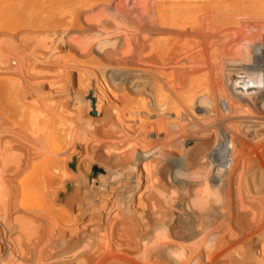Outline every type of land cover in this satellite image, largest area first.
Here are the masks:
<instances>
[{
    "label": "bare ground",
    "instance_id": "1",
    "mask_svg": "<svg viewBox=\"0 0 264 264\" xmlns=\"http://www.w3.org/2000/svg\"><path fill=\"white\" fill-rule=\"evenodd\" d=\"M89 1L90 0H88V2ZM101 1L100 2L96 1L99 3H96V2L93 3L92 0L89 3L82 2V1L81 2L76 1L77 3L76 2L70 3V2L64 1L62 4L58 3L57 5L52 2L46 3V0H45V3H37V4H38V7L40 6L39 8L42 11L43 9L46 8V11H45L46 15L44 14L45 16H43L42 14L41 15L37 14L38 15L37 16L36 13L39 10L37 9V6L35 7L37 9L36 13L31 12V9L27 10V8H29L30 6L31 7L35 6L33 5L34 3L32 5L27 6L25 1L21 0L19 1V2H22L20 4L26 5V7L23 5L24 11L27 10L29 13H33V14L29 15V13L26 12L27 14L25 15V19L23 16L24 25L22 23H19L20 25L22 24L23 26H19L18 24L16 27V30L18 29V27H21V28L17 32H14L15 31L14 28L12 29L14 30L13 32L12 31L11 32L2 31V28H0L1 29L0 30V47L2 48L0 49V53H1L0 54V66L4 68H5V64L3 66V63L12 64V62L14 61L15 63L18 64V65L16 64V66H19L20 70L22 71L26 67L27 62H28V65L30 64L32 68L33 62L30 63V60L31 59L35 60V58H32L30 56L29 58H27V56L29 54H32L33 51H34L33 54L36 57V59L42 60V59H39V57L44 58V56H42L43 53L41 52H44V51L49 52L50 50L49 48L53 47L54 45L49 47L46 40L38 38L37 37L38 31L36 29L38 28L39 29H43V28L50 29L51 26L53 27V23L59 22L56 19L58 18L60 20L61 19L63 20L59 22L60 23L59 26L65 29L62 32L61 30L58 31L59 33H57V31H54L53 29L52 30L54 31V34L57 35L58 38L60 39L59 41L63 42L64 44L63 46H66L67 44H69L67 47L71 51V53L74 52L75 55L80 53L78 57H80L81 59L89 58L88 61H90L91 57L97 58L96 60H99L98 64L99 62H101L100 63L101 66L106 67V69H104V72L106 70H109L111 67L112 68L119 67L122 65H125L128 68H131L130 71L132 72L131 74H128L130 76L124 75L123 77H120V79L122 80L121 81L122 83L119 82L118 80L116 81L115 79L116 84L114 85V82H113L111 84L112 86H109L106 83H101L102 81H99L100 84H97L95 86L96 88L91 86V84L90 85L87 84L89 83L88 80L90 79H87L86 77L87 83H85L86 82L85 77H84L85 80H82L83 78L81 79V77L83 75L78 76L80 77L79 80H82L85 83V84L83 83L84 86L82 85L81 87L82 89L79 88L80 86H78V89H80L81 93L84 94V97H85V94H87L88 92L90 93L87 99V105L88 106L91 105L90 109L93 108V111L96 114L94 115L97 116L95 120H93L92 117L90 116L91 119L93 120L92 121L90 118L85 119L86 112H84L85 110L84 111L80 110L81 106H78L79 108L74 106V108L76 109L78 108V110H80V111H77L78 114L76 113L77 114L76 116H75V113L74 114L72 113L73 115L70 114V111L67 108L69 107L68 106L69 104L67 101L69 99L66 100L67 102L65 101V99L58 101V103L60 102V105H58L57 103L58 106H50L51 104H49V102L52 100L51 98H50L51 100L47 99L48 101L47 100L43 101L44 98H47L46 94L49 91H50V94L52 93V91H54L55 92L53 93L54 95L60 92L62 93V88H59L58 90V88L55 87L56 86L55 82L54 84L51 81V85H49L50 78L48 80L45 79V82L47 81L49 82L47 83L50 86V89L52 91L48 88V91H45L46 93L44 92L45 94L41 95L44 98L37 97L36 100L32 98L34 101L29 100L30 106H28V108L24 110V108L27 107V104L23 103L24 101H21L20 99L23 96H27V93L29 92L32 93V90H34V88L36 89V87L39 86V84L37 85V83H38V80L42 81V79H44L42 78L45 73L44 70H41L38 68L39 70L37 69L38 71L33 73L31 71L30 65H29L30 69H27L28 67L25 68L29 70L31 74L33 73L32 76H35V75L37 76L38 74V76L41 75L39 78H42V79L38 78L37 83L35 84L34 81L36 80V77L30 76L31 78H33V82L36 86L35 87L31 85L32 89L30 88L31 89L30 90L29 89L30 86L27 82L25 83V85L18 84L19 82H21V80L19 81L20 77L18 79L16 78L19 75L21 74L23 75L24 73H28V72H24L25 71L24 70L23 72L21 71V74L20 72L19 74L16 73L18 74V76L16 74H12V79H11V75L9 76L8 73L10 72L11 74V71H14V70H9L10 66L12 67V65L10 64L9 66L7 64L8 66L6 65V68L5 69L2 68V70L0 68L1 70L0 74L2 76L3 74H8L6 76L9 77V79L5 75H4L5 78L2 77L3 79H5V82L3 81L4 84L7 82L6 80H10V79L12 82H14V85L17 84V86L10 85L9 82L11 83V81H8L7 83L9 85L8 86L5 85L7 87L6 90L9 93L7 94L10 97L12 96L10 95L12 94L11 87L14 86L12 87L13 89L12 92L15 91V93L13 94L17 97L16 99L20 100L18 101L15 99L16 102H19L18 104V103H15L14 101V98H15L14 95H13V98H11L14 101L12 106L14 105L17 106V108H14L15 106L13 107L14 110L12 106L8 107L5 105V103L0 102V264H162V261L165 260V258L161 261V257L162 255L166 256L165 253H168V255L175 256L177 259L180 260L182 257L186 255L185 250L178 248V245L180 242L178 243L176 240L171 241L172 236L169 235V231H168L167 235L171 239L170 238L168 239L167 237V240H170L172 245L174 242H177L178 243V244L176 243L177 246L173 245L174 247L167 248L165 244L167 240L165 239L166 240L165 243L164 241L161 242V244L164 243L165 246L160 245L157 247L155 246V248L153 249L151 248V250L150 248L146 249V251L144 252H147V253L143 255L142 262H139L138 257H140L141 255V247L144 246V244L146 243H142L141 242L142 240L136 239L137 237L135 238V236L138 233L139 229L140 230L145 229V228H141L143 227L141 225L142 224L144 225V222H145V227H146L147 225L146 222L148 219L150 220V221L148 220V222H151L152 224L151 214L153 211H155L154 210L155 205L156 206L159 205L158 203L160 202L158 201L163 200L162 203L167 202L164 200H165V196L170 194L168 191L170 190L172 191V193L170 194L171 196L172 194L177 195L176 193L177 190H182L179 192L185 193L186 196L184 195V197L186 198L183 199L184 197L182 193L183 198L182 197L181 198L183 199L182 201L183 204H180L181 211H178L177 213L173 212L176 215L175 217L170 216L171 217L170 219L173 218V219H176V221L181 222L179 223L182 225L180 226V228H182L184 231L180 230V232L183 231V234H182L183 240H186L184 241L183 244H185V242L187 241L194 242L197 239L199 241V238L201 236L203 237L205 228L202 223V217H203L202 212L201 211L198 212L197 210L194 211L193 208H192L193 210L189 209V207L192 206V203L194 201H196L195 203H198L197 201H199V196L195 191L197 189L196 187H198L197 186L198 183L194 184L193 181H190L189 178H190L191 173L184 172L185 170L189 172L195 171V174L197 175H198L197 172L199 170L207 171L206 174L209 178H211V180H208V178L206 177L205 180L203 179L205 184L201 180L202 181L201 184L202 185L204 184L207 189L210 188L212 184L214 188H216L215 185L217 186L219 185L218 188L219 189L221 188L220 190H222L220 192L221 195L219 194L218 197L214 200V202L211 201L213 202L212 204H210V200L208 201L209 202L208 204H210V206L213 205V211L215 213L217 212L215 210H217L218 208L220 211V213L219 211L218 213L221 214L222 212V214H224V210L226 209L224 206V202H225L224 199H227L225 198L227 196L229 198L228 201H229L230 216L228 217H230L231 225L228 224L229 221L228 223H225V224H228L230 226V229H229L230 231L226 233L227 235L226 234L222 235L223 233L221 234L222 236L220 235V242H219L220 247L217 249L218 251L217 253L221 254V255L219 254L220 256L227 257V258L222 260V263L220 264H251L250 260H252L253 258L254 259L252 262L254 263L255 261H257L256 263H258V260H261L264 263V260H263L264 258V196L262 198V197H258L257 195H255L258 192L259 188L264 190V156L260 155V153L258 152H255L256 149H253V147H252L253 150L251 149L250 154H248L249 150L247 152V148H249V144L251 142L248 141L250 143H247V141L244 140L245 138H243L241 133L238 131L235 134L236 136L232 138L231 147L226 148L227 156L225 159L227 161L222 160L225 164L218 163L217 165V161L214 162L216 163V167L219 166L217 167L219 168V170H217V168L214 169L216 170L215 172L212 170L211 162H210L211 157L208 158V160L205 161L202 164V166H199L201 156H203V153L206 152V150L208 149L209 143L213 141L212 139L214 137L210 134V131H208V133L205 132V134H204V131L197 132V130L199 129L198 127H197L198 129L196 130L197 133L196 134L194 133L192 135L191 133H193L194 128L193 130H190L189 129L190 125L188 126L190 135H188L189 133L186 134L184 130L185 128L183 129V125H184L182 123L183 118H180L181 113L183 114L185 110L187 111V109H189L190 106L192 107L191 109L194 108L193 107L194 105L192 103L195 102L196 97L202 96L203 93L204 95H207L206 98L209 99V100L207 99V101H210L209 104L211 103L209 109L212 107L210 109V113L211 114L213 113L214 116L220 115V113H218L220 109L219 101L222 100V102L225 101L228 104L229 106L228 108L231 111V113L234 112L235 114L238 111V109H240L247 113H249L250 111L251 113L255 114L257 117H264V110L259 111L258 109L254 110L252 108V106L257 105L255 103L258 98L264 99V94H261V95L257 94V95H254V97L252 96L253 98H249V97H246V95L243 94L242 91L237 92L238 90L236 91L234 90L235 92H237V94L235 93V95H229L230 92L227 91L228 92L227 94V92L223 89L224 88L223 84H221L220 81L218 82V78L222 74L221 65L224 63V59L221 58V54L225 52L224 48L227 46H230L229 45L231 43L230 41H234L233 38L235 36H238L239 34L242 35L246 33L244 37L247 34H249L248 32L250 31L253 34L252 26H255L254 25L255 22L252 23L251 21L253 19L251 17V13L252 14L257 13V15L256 14L255 15L258 16V14L260 15L261 12H264V6H263L264 3L263 2L261 3V1L263 0H158L157 3L155 4L152 3L154 6H148L147 4H146L147 6L142 5L144 7L140 5H136V6L135 5L133 6L118 5L116 3L117 1L114 2L116 4H112L113 3L112 1H115V0H112V1L110 0L112 3L110 4L108 3L109 4L108 5L106 2H101ZM104 1H107V0H104ZM120 2L118 3L120 4ZM122 3L124 4V2ZM247 3H250L251 5L247 6L248 5ZM22 5L18 6L17 4L18 6L17 8H20ZM15 6L12 5V7H15ZM35 8L32 7V11ZM77 8H79V10L76 13ZM80 8L84 9L82 13L81 12L79 13V11L82 10ZM20 9H22V7ZM42 11L41 12L39 11V12L42 13ZM21 12H20V15H22ZM83 14H86L85 15L86 20L89 19L91 21L87 20L89 22H86L85 24H83V22H85L83 21L82 24L84 26H82V24L79 25L78 24L79 21H77V24H76L75 17H77V20H79L78 19V15H79L80 20L82 21L83 19H81V16L84 17ZM261 14L264 15L263 13ZM27 15L32 16V18L28 17L26 20ZM261 16H259L258 18L260 19ZM29 18L31 19V22ZM258 18L254 17L253 21H256L255 19H258ZM8 19L9 18L7 17V22H8ZM18 19H20L19 16H18ZM54 19L56 20V22H54ZM259 21L262 22L261 20ZM15 23L16 22H14V25H16ZM2 25L3 24H1V26ZM78 25L80 27H85L83 28L84 30L77 31L75 27H77ZM256 26H259V25H256ZM2 27L4 28V26ZM255 30L256 29H254V32ZM41 31L43 32V30ZM42 32H40L39 35H41ZM82 32H83L82 41L78 42V39H77L78 37H72L75 34L81 35ZM260 34L262 33L260 32ZM246 37H248V35ZM84 39L86 41H83ZM256 42H257L256 44H258V41ZM56 43H52V44H55L56 46L57 45ZM242 43H245V41L244 42L242 41ZM243 45L247 46L245 44ZM259 45L263 46L264 44L259 43ZM259 45H255V46L259 47ZM32 46H34L35 48L34 47L32 48ZM24 48H26V50ZM30 48L36 49V50L32 51L31 49V52H29ZM77 49L79 50V52L75 53L78 51ZM230 49L232 48L230 47ZM59 50L58 49L56 50L57 54L58 52L60 53ZM26 51L29 52L28 55L26 54L27 53ZM235 51L237 52V50ZM246 51H248V53L250 52V50H246ZM234 52H230V54L228 53L229 55H226V56H230ZM51 53L53 52L48 53L49 57H50L49 54ZM71 53L70 55L73 54ZM35 54H38V55H35ZM55 54L56 53H54L53 55L56 56L57 54L56 55ZM236 54H234V56H236L235 60H237L238 58V55ZM240 54H239V57H240ZM54 56H52V58H54ZM249 56L250 54L248 55V57ZM49 57L47 59H49ZM56 57H59V56H56ZM222 57L224 58V56ZM219 58L222 59V60L220 59V63L218 62ZM251 58L253 59L254 57H251ZM47 59H43V60L45 61ZM254 59L256 60V58ZM37 60H35V62ZM239 60L240 59H238L237 60L238 62L236 63H240ZM44 61L43 62L38 61V62H41V64H46L48 63L47 61L49 60H47L45 63ZM50 61H51V58H50ZM93 61L95 60L93 59ZM35 62H34V66L37 63ZM15 63L13 64L15 65ZM54 63H56V60H54ZM54 63H51V64L54 65ZM57 64H60V63L58 62ZM67 64H70V63H67ZM53 65L51 66L53 67ZM64 65L65 64H63V66ZM240 65L241 64H239V66ZM16 66H13V67H16ZM58 66L59 68L61 67V65H58ZM79 66L81 67V65ZM259 66L260 65H255L254 63L253 64L251 63V65L246 66L244 69L249 68L255 71L256 69L260 68ZM88 67H86L85 70L89 69ZM98 67H96V69L94 70H97ZM17 68L18 67L14 69L17 72L20 71L19 69L17 70ZM34 68L35 67H33V70H35ZM47 68L45 70L46 71L45 74H48V77H50L49 76L50 74L47 73V71L49 70ZM64 68L63 69L60 68L58 71L61 70L60 72L63 73L65 71ZM65 69H68V68L66 67ZM82 69H84V67ZM6 70H9V72ZM40 70L43 71L44 73L43 72L40 73L39 72ZM4 71L8 73H4ZM58 71H56L55 74H58L59 73ZM88 72L89 71H87V73ZM62 73L60 74L61 75L65 74L66 76L70 74V72L66 73V71L63 74ZM95 73L97 72L95 71ZM60 74H58L57 76H59ZM95 75L93 74V76ZM66 76H64V78ZM114 76L115 74L113 75V77ZM223 76L224 75H222L221 77ZM30 77L24 76L25 79L23 77H21V79L23 78L24 81H26L27 78L31 79ZM68 77L69 76L66 77L67 79L65 78L66 81L67 80L69 81ZM15 79H17L19 82L17 81L18 82L17 83ZM51 79L53 78L51 77ZM65 79H64V82H65ZM43 81L40 83L42 84L44 83L43 85H45V82ZM56 81H58V79H56ZM1 82L2 81H0V83ZM117 82L121 83V85L119 84L117 85ZM96 83L98 82L96 81ZM236 83L238 84V82ZM241 84H239L240 85L239 87H241ZM85 86H86V89H84ZM8 88H10V91ZM83 89L84 91L86 90L87 92H83ZM240 89L243 90V88H240ZM66 90L67 89H65V91ZM80 91L78 92L79 95H80ZM231 91H233V89ZM122 92L123 93L125 92L126 94L131 93L130 95L132 96L133 94L134 97H135L134 94H136V96L139 95L140 97H146V98L149 96L150 97L153 96L154 98L153 97L152 98L155 99L156 101V105H157L156 107L159 109V110L157 109L158 110L157 113H159L160 111L163 117L159 116L161 118L158 117L157 122H156V119L154 118L156 123H154L153 125H151L152 121H150L149 124L147 121H146L147 123L142 122L144 119L150 120V118H146V117L149 116L148 113L150 114V112H152L153 105L141 100L142 102H139L140 106L139 105L138 106L140 107V109L145 110L148 116H145L143 120L141 119L142 121L141 120L138 121L139 123L138 126H140L138 127V129L142 131L138 133L136 119H138L137 114L140 113V111L137 112V114H135V112L132 111L131 108H133L132 106H134L133 103L135 101L133 99L134 102L131 101L130 103V99H132L133 97L131 98L129 97L130 95H124V94L120 95ZM1 94H3V92ZM251 95H253V92ZM82 96H79V97H82ZM83 99L84 98L82 97V100ZM202 99L204 100V98ZM61 101H63L62 103H64L65 101L64 104H68V105L62 104ZM196 101H200V100L198 99ZM31 102L33 103L31 104ZM202 102H200V104H202ZM206 102L204 100V103ZM20 103L24 104V106L20 105ZM78 105L80 104L78 103ZM203 105L206 107L205 104ZM198 106H201V105H198ZM191 109H190L191 113L190 112L188 113H190V115L193 114L196 119L195 115L197 113L195 114L193 110ZM87 110L88 109H86V111ZM206 110L207 108L205 109V111ZM227 111L228 110H226L225 112L229 113ZM125 112H127L128 115ZM13 113L15 114V116ZM123 113L127 115V118L129 116V119H131V116L137 117L135 119L136 121H130L129 119L126 120V116ZM10 114L13 115L14 117L12 116L10 117ZM140 115H139V118H142L140 117ZM72 116H75V117L71 118ZM16 117H18L17 118L18 120L20 119L19 120L20 122L18 123L16 122L17 120ZM200 117L202 118L201 115ZM11 118L12 119L15 118V119L12 121ZM187 118L189 121V117ZM56 119L58 122H56ZM59 119L65 123L63 124ZM202 121H204L203 118H202ZM59 122H61L60 123L61 125L59 124ZM55 123H58L59 125ZM77 123L78 124L81 123V125L83 124L82 127L93 129L91 132V135L89 134L90 130L88 131V133H85L86 138L88 136L87 134H89L90 135L89 137L92 138V139L90 138V140H93L95 138L100 139L99 143L98 142L97 143L99 144V146L101 145L103 149H107L108 151L107 153L105 152L106 156L104 152H103L104 155L100 154L103 156L102 157L103 159L99 157V154L97 156L98 157L97 159L101 158L102 160L106 161L105 163H107V167L109 163V167H108L109 169L107 170H110L109 173L110 174L112 173V175H110L109 180L108 179L107 180L113 183L114 188H109L108 193L109 194L113 193L114 196H112L111 198L109 197L110 199L107 202L105 200L107 198H105L104 196L108 197L109 194L107 195L103 193L104 191L101 192L103 193V197L105 199L100 201V203L101 202L103 203L99 209L93 208V207L89 208V205H87L88 201H86L87 203H85L84 194L86 192L81 189V186H84L83 185L84 182H82L83 184L80 182L83 180L82 178L83 176L78 177V175H76L71 170L72 168L70 166V161H71L70 159L73 156V152L69 151L70 152V154L68 152L69 157L67 156L66 149L70 147L69 145L71 143H69L70 142L69 140L71 139V137L73 138L74 136V135L72 136V131H74L73 126ZM203 123L205 124V122ZM55 125L56 127L58 125V128L54 127ZM60 126L62 127L64 126V128L61 127L60 130H58ZM74 127H76V125ZM78 127H80V125ZM170 127L176 128V132L178 134L174 135L173 133H170L171 130H169L170 132L168 131ZM81 128L80 129L78 128L77 134L81 133L80 132ZM152 131L154 132L151 133ZM135 132L136 134L138 133L137 135L141 134L142 138L141 139L136 138ZM83 133H84V130H83ZM161 133H165L164 135L165 137H163L164 139H161L160 137ZM174 133H175V130H174ZM245 134L244 136H247ZM80 135H82V139H84L83 141L85 142V138H84L85 136H83L84 134H80ZM253 136L257 140H259L262 134H260V132L255 131ZM78 138L80 139L81 136L80 137L78 136ZM78 138H76V140ZM151 138L152 140H150ZM247 138H249V136H247ZM79 139L77 141H81V139L80 140ZM83 141H81L82 146H83ZM71 142H72V139H71ZM189 142H192L194 147L186 151L185 146L188 145ZM72 146L74 145L72 144L71 147ZM78 146H81V145H78ZM95 146L96 144H94V147L92 146L91 148L93 151L96 149L98 150L99 148V147L97 148V146L95 148ZM171 147L173 149L175 148L176 151L172 150ZM75 148L76 147L74 148L72 147V151H74V153L76 152ZM88 149H89V145H88ZM112 149L114 152L112 151ZM92 150L90 152L86 150V152L88 151L87 154L92 153ZM61 152L62 153L66 152V156L68 158L66 157L67 159L63 158L65 160H61L60 157L63 155L58 157V155H60ZM96 152L98 153V151ZM99 152L102 153V149L99 150ZM183 152H185L184 155H183ZM97 153H95V155ZM160 161L164 162L165 165L163 163V168L161 170H158L156 165ZM229 162L231 163V169H232L231 172L229 171L230 172L229 178L227 179L225 177L227 180L226 179L221 180V178L217 179L216 177L219 176L222 169L224 170L226 169L227 164ZM102 163L104 162L102 161ZM105 163L104 165H106ZM160 163L158 167L161 166ZM126 170L128 171V174H126ZM249 170L250 172L251 171L253 172L252 173L253 176L251 175L250 177H248ZM81 171H84V170H81ZM124 171L126 175L123 173ZM156 172L159 173L160 176L162 175L163 178L164 177L167 178L166 182L163 181L165 183L160 181L161 183H163V186L166 188L167 193L165 195V192H164L165 189H164L163 191L164 193H159V195L161 194V197L164 196V198L163 199L161 198L162 200L153 201L154 203L158 202V203H155V205H153L154 203L151 202L152 204L151 205L150 203L148 204L147 200L148 198L149 199L151 198L150 201H152L151 195L154 196L153 191H155L156 193L157 190H161V191L163 190L161 189V187H158V188L155 187V186H158V184L161 185L157 181L156 182L158 184L156 185L154 181L155 180L154 178H156L154 174ZM121 173H123L125 176L127 175L129 176L127 177V179L130 178L129 184L127 182L126 184L125 183L119 184L120 182L119 178L122 176ZM201 173L203 172L200 171V174ZM80 175H83V174H80ZM214 175L215 176L217 175V176L214 177ZM114 176L115 178L113 179ZM194 177L195 179H197L196 175ZM80 178H82V180H80ZM111 179L113 180L111 181ZM215 180L216 182L214 184L213 182ZM153 181L155 183V186L154 185L152 186V184H154ZM218 181H221V182H218ZM105 182H106L105 184L110 183V182L107 183V181ZM70 185L71 186L75 185L76 187L74 191L71 190L73 192L71 196H69V192H70L69 186ZM105 187L102 186L101 189ZM98 190H100V188H98ZM150 190H152V192ZM173 190L175 191V194L173 193ZM80 192H82V194H79ZM150 192L152 194L148 197ZM200 192H199V195H200ZM87 195L88 194L86 193L85 196L87 197ZM178 195H180V193H178ZM201 195L203 196V194ZM177 196L175 197V199H177ZM62 197H66L67 199H63ZM168 197L166 198V200L168 199L172 200V197L171 198L170 197L168 198ZM181 198L179 199L181 200ZM85 199L89 200L88 198H85ZM101 199H102V195L100 197V200ZM124 200L125 202L127 200H130L133 203L135 201V205H133V207H130L131 205L129 204L130 206L128 205L129 206L128 208V206L126 205L127 209H129L125 211L126 213L124 212V210H126V208L123 205ZM94 201L93 199L89 201L90 205L92 203L95 205L96 202ZM170 203H173V202L170 201ZM168 204L167 205L161 204L162 206H165V207L161 206L160 209L164 210L167 208L170 210L171 209L174 210L175 207L172 208L171 206H174L175 203H173V205L169 204L170 206ZM184 204L186 205L185 206L186 209L183 206ZM203 204L205 203L203 202ZM149 205L153 206L154 209L150 207ZM120 206L121 207L123 206L125 209L121 210ZM182 206L184 207L186 212L185 211L183 212L184 209H182ZM160 209L158 210L161 212ZM103 210H105V213L103 212ZM175 210L177 211V208ZM159 211H157L156 213L158 214ZM213 211L211 210V212ZM123 212L126 215L130 214V216H125ZM161 213H163V215L164 213H166L167 215L168 212L162 211ZM163 215L160 214L159 217ZM166 215L164 216V219L165 217H168ZM170 215L172 214L170 213ZM210 215H209V218L211 217ZM224 215H221L220 217L222 218V216ZM214 216L216 215L214 214ZM154 217L156 216H153V218ZM159 217H156L158 220H156L155 218L156 224L155 222L154 224L156 226H157V221L159 222V220L161 219V218L159 219ZM227 218L224 216L223 220L227 222V220H225ZM220 220L221 222H223L222 219ZM220 220H218V222ZM164 221H167V220L165 219ZM164 221L162 223L160 221L158 225H160L161 223L160 226L162 227L163 223L166 224V222ZM171 221L169 220L167 221V223L168 222L170 223ZM140 222L141 223L143 222V223L141 225H138V223ZM223 225H224V222H223ZM152 226H150V224L148 223L146 229H150V227ZM176 226L178 227L179 225H176ZM176 226H172L173 227L172 231H174V233L176 230ZM146 229L145 231H148ZM160 229L161 228H159V230ZM214 230L216 231V226ZM210 231L212 232L213 229H211ZM218 231H221V230H218ZM223 231L225 232V230ZM157 233H160V231H158ZM170 233L173 234L171 231ZM142 238H145V236ZM173 238H176V237H173ZM204 239H205V236H204ZM201 242L203 243L204 241H202L201 239ZM171 243H170V246H171ZM202 243L201 245H203ZM187 244H189V242ZM227 244H229L230 246H228ZM201 245L198 247H201ZM226 245L228 247H226ZM205 246L204 248L207 247ZM210 246L211 245H209V247ZM223 246L226 247L225 250L224 248H222ZM204 252L206 253L207 251L204 250ZM209 254L210 252H208V255ZM208 255L206 253L205 256L207 257ZM212 255H215V254H212ZM219 255H216V257ZM200 257L201 256H199V258ZM207 258L209 259V257ZM211 258L213 257H210V259ZM179 260L177 261L178 264L181 263V260L180 261ZM197 260L195 259V262L198 263ZM200 263H203V262H200Z\"/></svg>",
    "mask_w": 264,
    "mask_h": 264
},
{
    "label": "rangeland",
    "instance_id": "2",
    "mask_svg": "<svg viewBox=\"0 0 264 264\" xmlns=\"http://www.w3.org/2000/svg\"><path fill=\"white\" fill-rule=\"evenodd\" d=\"M19 1H21V0H0V28H2V31H8V32H13L14 30H12L13 28L15 29V31L14 32H17L18 30H20V28L21 27H18V29L16 30V27H17V25L19 24V23H24L23 21H24V19H25V15L27 14V13H29L27 10H30L31 9V12H34V13H36V10L37 9H39L38 11H37V13H36V15L37 14H42L43 16H45L46 15V13H45V11H46V8L45 9H43V11L38 7V4L37 3H45V0H40V2H39V0H24L25 1V3H26V5L27 6H29V5H32L33 3V5H35V6H32L33 8H35L36 6H37V9L35 8V9H33V11H32V7L30 8H27V10L26 11H24V7H23V5L26 7V5L25 4H20V3H22V2H19ZM23 1V0H22ZM38 1V2H37ZM42 1V2H41ZM64 1H66V2H72V3H74V2H88V0H46V3H50V2H52V3H54V4H57L58 5V3H60V4H62ZM91 1V0H90ZM89 1V2H90ZM96 1H101V0H92V2L93 3H95ZM110 1V0H109ZM108 0L107 1H101V2H106L107 4L109 3H112V4H118V5H125V6H133V5H140V6H142V5H145V6H154L153 4H155V3H157V1L158 0H115V1H110L109 2ZM117 1V2H116ZM121 1V2H120ZM132 1H134V2H132ZM146 1V2H145ZM14 2H15V4H14ZM19 2V3H18ZM76 2V3H77ZM88 2V3H89ZM91 2V3H92ZM99 2H96V3H99ZM114 2H116V3H114ZM118 2H120V4L118 3ZM122 2H124V4L122 3ZM126 2H128V3H126ZM264 3V0L263 1H261V3ZM13 3V4H12ZM18 4V6L19 5H22L21 7H22V9H20V8H17L18 6H17V4ZM131 3V4H130ZM140 3H142V4H140ZM144 3V4H143ZM153 3V4H152ZM108 4V5H109ZM127 4V5H126ZM147 4V5H146ZM149 4H151V5H149ZM248 4V5H247ZM246 5L247 6H250L251 4L250 3H247ZM12 5H16L15 7H12ZM263 6H264V4H263ZM142 7H144V6H142ZM17 9V10H15V9ZM12 9V10H11ZM15 10V12H14V10ZM80 9H82V8H80ZM23 11V12H21V11ZM78 10H79V8H77V10H76V13L78 12ZM84 9H82L81 11H79V13L81 12L82 13V11H83ZM13 11V12H12ZM42 11V13H40V12ZM17 12H19V13H17ZM20 12H21V14L22 15H20ZM27 12V13H26ZM12 13V14H11ZM261 13H263L264 14V12H261ZM260 13V15L258 14V16H256L257 15V13H251V17L254 19V17L255 18H258L259 16H261L262 14ZM33 13H29V15H32ZM45 14V15H44ZM256 14V15H255ZM9 15V16H8ZM11 15V16H10ZM77 15V14H76ZM84 15V17H82L81 16V19H83L82 21L80 20V16L78 15V19L79 20H77V17H75L76 18V24H77V21H79L78 22V24L80 25V24H82V22L83 21H85V22H83V24H85L86 22H89V21H91V20H89V19H87V20H89V21H87L86 20V18H85V15L86 14H83ZM252 15H254V16H252ZM6 16V17H5ZM14 16V17H13ZM18 16H19V18L21 19V21H20V19H18ZM22 16V17H21ZM23 16H24V19H23ZM38 16V15H37ZM263 16L264 15H262L261 17H260V19L259 20H261L262 22H260L258 19H255L256 21H257V23H259V24H257L256 23V21H253V19L251 20L252 21V23H254V25L256 26V25H259V26H252V28H253V34H252V32L250 33V32H248L249 34H247L248 35V37H244V35L246 34H242V35H238V36H235L233 39H234V41H235V43H234V41H230L231 43L229 44L230 46H227V47H225L224 48V53H225V55H224V53H222L221 54V58L222 59H224V63L221 65L222 66V70H221V76L222 75H224L223 77H221V76H219V78H218V82L220 81L221 82V84H223V89L227 92H230L229 93V95H235V93L237 94V92H240V91H242L243 92V94H245L246 95V97H249V98H253L254 97V95H257V94H259V95H261V94H264V45L262 46V45H259V43H261V44H264V43H262V42H264V18H263ZM4 17V18H3ZM7 17L9 18L8 19V22H7ZM17 17V18H16ZM28 17H31L32 18V16H26V20H27V18ZM10 18H11V20H10ZM13 18V19H12ZM5 19V20H4ZM30 19V18H29ZM59 22L62 20H60V19H58V18H56ZM17 20V21H16ZM25 20V21H26ZM19 21V22H18ZM63 21V20H62ZM14 22H16L15 24L16 25H14ZM18 22V23H17ZM29 22V21H28ZM27 22V23H28ZM30 22H31V19H30ZM54 22H56V20L54 19ZM59 22H57V23H53V27L51 26V28L49 29H46V28H43V29H36L38 32V36L37 35H35V36H37L38 38H41V39H44V40H46V42L48 43V45H49V47L50 46H52V45H54L53 47H50L49 49V52H53V53H51V54H49L50 55V57L48 56V51H44V52H41V53H43L42 54V56H44V58H40L39 57V59H47L48 57H49V59H47V60H49L50 61V58H51V61L49 62V61H47V60H43L44 61V63L47 61L48 63H46V64H41V62H43L42 60H37L36 59V57L34 56V51L33 50H36V49H32L34 46H32V48H30V51L29 50H27V51H29V52H31V49H32V54H29L28 55V53L29 52H27L26 54L28 55L27 56V58H29V56L30 57H32V58H35V60H37L36 62H35V60H33V59H31L30 60V63H32V68H31V65H30V68H31V71L33 72V73H35V72H37L39 69H41V70H44V72L46 73V68L47 69H49L48 71H47V73H49L50 75V77H48V74H45L43 71H39L40 73L41 72H43L44 73V75H45V77H44V75H43V77L42 78H44V79H42V78H39L40 76H38V74H37V76L35 75V76H32L33 75V73L31 74L30 73V71L29 70H27V69H30L29 68V65H28V62H27V65H26V67H28L27 69H23V71L24 72H28V73H24L23 75L25 76V77H36V80L34 81L35 82V84L37 83V80H38V78L39 79H42V81L43 82H45V79H49L50 78V80H49V82H50V84L49 85H51V81L56 85L55 87L56 88H58V90H59V88H62V93L60 92V93H57V94H53V93H55L54 91H52L51 89H50V86L48 85V83L47 82H45V85H43L42 83H40V82H42L41 80H38V83H37V85L39 84V86H35V84H34V82H33V78H31V79H29V78H27L26 79V81H24V76L21 74V71L22 70H20V68H19V66H16V64L17 63H15V61L14 62H12V67L13 66H16V67H18L17 68V70L19 69L20 71H16L15 69H16V67H11L10 66V64H8V63H3V66H4V64H5V68H6V65L8 64L9 66H10V69L9 70H14V71H11V74H10V72H9V70H6V71H8V72H5L4 71V73H8L9 74V76L11 75V79H12V74H16V73H18L19 74V72H20V74L21 75H19L18 76V74H16L18 77H16L17 79L19 78V81L21 80V82H19L17 79H15L16 80V82L18 83V84H23V85H25V83L27 82L28 84H29V89L31 88V85H33V86H35L36 87V89L34 88V90H32V93H27V96H23L20 100L21 101H24L23 103H26L27 104V107L26 108H24V110L25 109H27L28 108V106H30V101H32L33 99L34 100H36L37 99V97L38 98H44L43 96H41V95H43V94H45L46 92L45 91H48V88L52 91V93L50 94V91L46 94L47 95V98H44L43 99V101H45V100H47V99H49V100H51L50 102H49V104H51L50 106H58V105H60V102L58 103V101H60V100H64L65 99V101L67 100V99H69V100H67L68 101V104H64L65 103V101H64V103H62L63 101H61V103L62 104H64V105H68L69 107H67L68 109H69V111H70V114H74L75 113V116L78 114V112L77 111H80V110H82V111H84V112H86V118L85 119H91V117H92V119L93 120H95L96 118H97V116H95L96 114H95V112L93 111V108L92 109H90L91 108V105H87V99H88V97H89V92L87 93V94H85V97H84V94L83 93H81V91H80V89H82L81 87H82V85L84 86V84L85 83H87V79H90V80H88L89 81V83H87V84H91V86H93L94 88H96L95 86L97 85V84H100V82L99 81H102L101 83H106L107 85H109V86H112L111 84L114 82V85L116 84V82H115V79H116V81L118 80L119 82H121L122 80L120 79V77H123L124 75L125 76H130V75H128V74H131L132 72L130 71V69L131 68H128L127 66H125V65H122V66H119V67H109L110 69L109 70H106L105 72H104V69H106V67L105 66H101V62H99V64H98V61L99 60H96L97 58H90V61H88L89 60V58H83V59H81L80 57H78L79 56V54L80 53H78L79 52V50L77 51V52H75V53H78V54H74V52H72L73 54H74V56H73V54L71 53V51L68 49V45L69 44H67L66 46H63L64 44H63V42H60L59 40V38H58V36L57 35H55L54 34V31H57V33H59L58 31H60L61 30V32L65 29H63V27H60L59 26ZM10 23V24H9ZM62 23V22H61ZM1 24H3L2 26H4V28H6V29H4L2 26H1ZM20 25L19 24V26H23V25ZM29 24V23H28ZM31 24V23H30ZM82 24V26H84ZM54 25H56V26H54ZM77 26V27H75V29H77V31H79V30H84L83 28H85V27H80V26ZM15 26V27H14ZM45 27H46V25H45ZM55 27V28H54ZM59 27V28H58ZM78 27H79V29H78ZM9 28H11V29H9ZM61 28V29H60ZM82 28V29H81ZM54 31H53V30ZM254 29H256L255 30V32H254ZM1 30V29H0ZM35 30V31H36ZM41 30H43V32L41 31ZM49 30H51V31H49ZM48 31V32H47ZM53 31V32H52ZM258 31H259V33H258ZM40 32H42V34L41 35H39V33ZM260 32L262 33V34H260ZM44 33V34H43ZM80 33V32H79ZM250 34H251V36H250ZM43 35V36H42ZM40 36V37H39ZM56 36V37H55ZM242 36V37H241ZM72 37H78L77 39H78V42L79 41H82V39H83V32H82V34L81 35H79V34H75V35H73ZM244 37V38H243ZM249 37H250V39H249ZM51 38V39H50ZM254 38V39H253ZM243 39V40H242ZM257 39V40H256ZM55 40V41H54ZM237 40V41H236ZM251 40V41H250ZM258 41V44H256L257 42L256 41ZM50 41V42H49ZM54 41V42H53ZM83 41H86L85 39L83 40ZM242 41L244 42L245 41V43H242ZM250 43H249V42ZM262 41V42H261ZM57 42V43H56ZM241 42V43H240ZM52 43H56L57 45L55 46V44H52ZM250 46H248L247 44ZM254 43V44H253ZM60 44V45H59ZM62 44V45H61ZM243 44H245V45H247V46H244ZM253 44V45H252ZM236 47H235V46ZM238 45V46H237ZM255 45H259V47L257 48ZM61 48H60V47ZM79 46H81V45H79ZM57 47V48H56ZM230 47L232 48V49H230ZM233 47H234V49L235 50H237V52L233 49ZM244 47H246V48H244ZM247 47H248V49H247ZM252 47V48H251ZM255 47V48H254ZM35 48V47H34ZM238 48V49H237ZM250 48V49H249ZM0 49H2L1 47H0ZM25 50H26V48H24ZM27 49H29V48H27ZM51 49H52V51H51ZM59 50L60 51V53L58 52V54H60V55H58L57 54V51L56 50ZM68 49V50H67ZM227 49V50H226ZM229 49V50H228ZM260 49V50H259ZM233 50V51H232ZM239 50V51H238ZM243 52H241V51ZM246 50H250V52L248 53V51H246ZM256 50V51H255ZM1 51H3V50H1ZM68 51V52H67ZM74 51V50H73ZM235 51V52H234ZM251 51H253V52H251ZM223 52V51H222ZM230 52H234V53H232L230 56H226V55H229L230 54ZM54 53H56L55 55L56 56H59V57H56V56H54L53 54ZM70 53L72 54V55H70ZM227 53V54H226ZM229 53V54H228ZM237 53V54H236ZM242 55H241V54ZM252 53H254V54H252ZM257 53V54H256ZM1 54V53H0ZM234 54H236V55H238V58H237V60L238 59H240L239 60V62L240 63H236V62H238L237 60H235V57L236 56H234ZM239 54H240V57H239ZM250 54V56L248 57V55ZM35 55H38V54H35ZM70 55V56H69ZM233 55V56H232ZM259 55H260V57H259ZM41 56V57H42ZM48 56V57H47ZM52 56H54V58H52ZM222 56H224V58L222 57ZM243 58H242V57ZM259 58H258V57ZM74 57V58H73ZM234 57V58H233ZM251 57H254V58H256V60L253 58H251ZM262 57V58H261ZM56 58H58V59H56ZM81 60H80V59ZM221 58H219L218 59V62L220 63V59ZM227 60H226V59ZM56 60V63H54V60ZM64 61H63V60ZM73 59V60H72ZM77 59H79V60H77ZM86 60V62H85V60ZM93 59L95 60V61H93ZM221 59V60H222ZM259 59V60H258ZM33 60V61H32ZM58 60V61H57ZM75 60H77V61H75ZM84 62H83V61ZM253 60V61H252ZM38 61H41V62H38ZM63 61V62H62ZM66 61V62H65ZM69 61V62H68ZM81 61H82V63H81ZM252 61V62H251ZM257 61H259V62H257ZM34 62L36 63L35 64V66H34ZM60 63V64H57V63ZM75 62V63H74ZM76 62H77V64H76ZM80 62V63H79ZM91 62H92V64H91ZM95 62H97V63H95ZM248 62H250V63H248ZM2 63V62H1ZM13 63H15V65L13 64ZM51 63H54V65L56 64L57 66L58 65H61V69H63L64 68V66H65V68L67 67L68 69H65L64 68V70L66 71V73L67 72H70V74L69 75H67V76H69L68 78H69V83L66 81V75L65 74H63L62 72H60V71H58L60 68H59V66H58V68H57V66L55 65H53V64H51ZM67 63H70V64H67ZM74 63V64H73ZM88 63V64H87ZM96 64V66H95V64ZM251 63L253 64H255V65H260L259 67L260 68H258V69H256L255 71H253V70H251V69H244L246 66H248V65H251ZM63 64H65L64 66H63ZM85 64V65H84ZM239 64H241L240 66H239ZM262 64V65H261ZM2 65V64H1ZM7 65V66H8ZM18 65V64H17ZM38 67H37V66ZM44 65H45V67H44ZM48 65H50V66H48ZM51 65H53V67L51 66ZM68 65V66H67ZM72 65H74V66H72ZM78 67H76V66ZM79 65H81V67L79 66ZM84 65V66H83ZM86 65H91V66H86ZM84 67V69H82L83 67ZM88 67L89 69H87V70H85V68L86 67ZM93 66V67H92ZM98 66H100V67H98ZM237 66V67H236ZM242 66V67H241ZM33 67H35L34 69L35 70H33ZM37 67V68H36ZM43 67V68H42ZM55 67V68H54ZM96 67H98L97 68V70H94V69H96ZM102 67V68H101ZM0 68H1V70H2V68H4V67H2V66H0ZM4 68V69H5ZM15 68V69H14ZM39 68V69H38ZM92 70H91V69ZM100 68V69H99ZM38 69V70H37ZM55 71H54V70ZM0 70V71H1ZM53 72H52V71ZM68 70V71H67ZM78 70H79V72H81V73H79L78 72ZM98 70H99V72H98ZM119 70H121V71H119ZM22 71V72H23ZM50 71V72H49ZM56 71H58L57 73L58 74H60V73H62L63 75H59V76H57L58 74H55L56 73ZM86 71V72H85ZM87 71H89L88 73H87ZM94 71V72H93ZM95 71L98 73H95ZM105 73H103V72ZM14 72V73H13ZM52 72V73H51ZM73 72V73H72ZM114 72V73H113ZM2 73H3V71H2ZM90 73V74H89ZM119 75H118V74ZM127 75H126V74ZM8 74H3V76L1 75L0 76V81H2L1 83H0V90H2V91H0V102H2V103H5V105L6 106H8V107H11L12 105H13V102L15 101V103H18L19 104V102H16V100H18V99H16L17 97L13 94V93H15V91H13L12 92V87H14V86H17V84H15L14 85V82H12L11 81V79L10 80H6L7 82L8 81H11V83L9 82V84L10 85H14V86H12L11 87V93L12 94H10V95H12L11 97L8 95L9 93L7 92V90H6V86H8L9 84L7 83H3V81L5 82V79H3L2 77H4V75L6 76V75H8ZM25 74H27V75H25ZM79 74V75H78ZM81 74V75H80ZM87 74H88V76H87ZM93 74L95 75V76H93ZM107 74H109V75H107ZM115 74V76L113 77V75ZM121 74V75H120ZM15 75V76H16ZM47 75V76H46ZM83 75V76H82ZM104 75V76H103ZM118 75V76H117ZM227 75V76H226ZM248 75V76H247ZM14 76V75H13ZM61 76V77H60ZM63 76V77H62ZM64 76H66L65 78H64ZM78 76H82L81 77V79L82 80H85L86 79V77H87V79L85 80L86 82L84 83V81H82V80H79L80 79V77H78ZM92 76V77H91ZM6 77H8V76H6ZM21 77H23L22 79H21ZM51 77L53 78V79H51ZM84 77H85V79H84ZM94 77V78H93ZM97 77V78H96ZM108 77V78H107ZM221 77V78H220ZM5 78V77H4ZM63 80H62V79ZM91 78H92V80H91ZM96 78V79H95ZM7 79V78H6ZM8 79H9V77H8ZM56 79H58V81H56ZM64 79H65V82H64ZM112 79V80H111ZM219 79H221V80H219ZM227 79V80H226ZM55 80V81H54ZM110 80V81H109ZM235 80V81H234ZM80 81V82H79ZM96 81L98 82V83H96ZM110 83H109V82ZM229 81V82H228ZM63 82H64V84H63ZM82 82V83H81ZM108 82V83H107ZM119 82H117V85L119 84V85H121V83H119ZM236 82H238V84L236 83ZM241 82H242V84H241ZM13 83V84H12ZM57 83H58V85H57ZM66 83V84H65ZM80 83H81V85H80ZM84 83V84H83ZM96 83V84H95ZM3 84V85H2ZM60 84H62V85H60ZM79 84V85H78ZM86 84V85H87ZM236 84H237V86L239 87L240 85L239 84H241V87H239V89H238V87L236 86ZM6 85V86H5ZM233 85V86H232ZM253 85H255V86H253ZM62 86V87H61ZM78 86H80L79 88L80 89H78ZM65 87V88H64ZM227 87V88H226ZM80 91V95H79V91L77 90V89ZM229 88V89H228ZM240 88H243V90L242 89H240ZM6 91H5V90ZM9 89V91H10V88H8ZM28 89V90H29ZM32 89V88H31ZM30 89V90H31ZM65 89H67L66 91H65ZM73 89V90H72ZM84 89H86V86L84 87ZM84 89H83V92H87L86 90L84 91ZM228 89V90H227ZM233 89V91H231ZM247 89V90H246ZM29 90V91H30ZM38 90V91H37ZM61 90V89H60ZM63 90H64V92H63ZM88 90V89H87ZM236 90H238L237 92H235ZM257 90V91H256ZM57 91V90H56ZM71 91V92H70ZM77 91V92H76ZM121 91V90H120ZM3 92V94H1ZM38 92V93H37ZM45 92V93H44ZM59 92V91H58ZM128 92V91H127ZM228 92H227V94H228ZM250 92V93H249ZM252 92H253V95H251L252 94ZM8 93V94H7ZM65 93V94H64ZM250 94V95H248V94ZM32 94V95H31ZM49 94V95H48ZM62 94V95H61ZM76 94V95H75ZM83 96H82V95ZM122 94H124V95H130L131 93H129V94H126L125 92L123 93H121L120 95H122ZM226 94V95H227ZM13 95H14V101H13V99H11V98H13ZM31 97H30V96ZM51 95V96H50ZM135 95V97L133 96V94H132V96L130 95L129 97H133L132 99H130V103H131V101H133V99H134V101L135 102H137L138 100H140V101H138L137 103H135L134 101V103H133V105L134 106H132L133 108H131L132 109V111H134L135 112V114H137V112H139L140 111V113H141V115H140V113H138L137 115V117H138V119H136L137 117H134V116H131V119H129V116H128V118H127V115H128V113L127 112H125L126 114H124L125 116H126V120L127 119H129L130 121H136L137 122V129H138V127H140V126H138L139 125V123H138V121H140L141 119L143 120V118H145V116H148V117H146V118H150V120L149 119H144L142 122H148V124L150 123V121H152L151 123V125H153L154 123H156L158 120V117L159 116H162V114L160 113V111H159V113H157L158 112V108L156 107L157 105H156V101H155V99H153L152 97H147L148 98V100H147V98L146 97H140L139 95L138 96H136V94H134ZM200 95H201V93H200ZM228 95V96H229ZM35 96V97H34ZM69 96V97H68ZM74 96V97H73ZM79 96H82L84 99H85V101H84V99L82 100V97H79ZM253 96V97H252ZM2 97V98H1ZM26 97V98H25ZM28 97V98H27ZM207 97V95H204V93L202 94V96H199V97H196V99H195V104L194 103H192L193 105V109H191L192 107L190 106V108L189 109H187V111L185 110L184 112H183V114L181 113V115H180V118H183V129L185 130V133L187 134V133H189L188 135H190V132H189V129L190 130H193V128H194V130H193V133H191L192 135L195 133H197V132H201V131H204V134H205V132L206 133H208V131H210V134L214 137L212 140V142L211 143H209V146H208V149L206 150V152L205 153H203V156H201V158H200V163H199V166H202V164L205 162V161H207L208 160V158H210L211 157V160H210V162H211V167H212V170L215 172L216 170H214L215 168H217V167H219V166H217L216 167V163H214V162H216L217 161V165H218V163H222V164H225L223 161H227L225 158H226V156H227V151H226V148H229V147H231V143H232V138L233 137H235L236 135V132H240L241 133V135L243 136V138H245L244 140L245 141H247V143H250L249 144V148H247V152H248V150H249V152H248V154H250V152H251V149H252V147H253V149H256V151L255 152H258V153H260V155H263L264 156V117H257L255 114H253V113H251L250 111H249V113H247V112H244V111H242V110H240V109H238V111L234 114V112H232L231 113V111L229 110V106H228V104L224 101V102H222V100H220L219 101V104H220V109H219V112L218 113H220V115H216V116H214L213 115V113L211 114L210 113V109L212 108H210L209 109V107H210V104H209V102L210 101H207V99L208 98H206ZM10 98V99H9ZM33 98V99H32ZM51 98V99H50ZM54 98V99H53ZM80 98V99H79ZM201 98V99H200ZM202 98H204V100H205V102L206 103H204V100L202 99ZM3 99V100H2ZM16 99V100H15ZM24 99V100H23ZM55 99H56V101H55ZM58 99V100H57ZM78 99V100H77ZM138 99V100H137ZM200 100V101H196V100ZM20 100H18V101H20ZM30 100V101H29ZM33 100V101H34ZM77 100V101H76ZM81 100V101H80ZM129 100V99H128ZM144 101V102H146V103H150V104H152L153 105V109H152V112H150V114L148 113V115H147V113H146V111L145 110H142V109H140V105H139V102H142V101ZM209 100V99H208ZM224 100V99H223ZM4 101V102H3ZM48 101V100H47ZM46 101V102H47ZM53 101V102H52ZM66 101V102H67ZM82 101H84V102H82ZM203 101V102H202ZM70 102V103H69ZM82 102V103H81ZM198 102V103H197ZM200 102H202V104H200ZM221 102V103H220ZM14 103V104H15ZM28 103H29V105H28ZM33 102H31V104H32ZM48 103V102H47ZM57 103H58V105H57ZM78 103L80 104V105H78ZM255 103V102H254ZM203 104H205L206 105V107L203 105ZM226 104V105H225ZM255 104H257L256 106H252V108L255 110V109H258L259 111L260 110H264V99H257L256 100V103ZM20 105H23L24 106V104H21L20 103ZM139 105V106H138ZM198 105H201V106H198ZM15 106V105H14ZM14 106H12V108L14 107ZM22 106V107H23ZM26 106V105H25ZM74 106L75 107H78V106H81L80 108V110H78V108L76 109V108H74ZM154 106H155V108H154ZM83 107V108H82ZM139 107V108H138ZM222 107V108H221ZM14 108H17V106H15ZM14 108H13V110H14ZM199 108V109H198ZM207 108V112L205 111V109ZM224 108V109H223ZM86 109H88L87 111H86ZM90 109V110H89ZM158 109V110H157ZM190 109L191 110H193V112L196 114L195 116H196V119H195V117H194V115L193 114H191L190 115V113H191V111H190ZM223 111H222V110ZM228 110L227 112H229V113H226L225 111L226 110ZM155 110H157V111H155ZM209 110V111H208ZM225 110V111H224ZM16 111V110H15ZM94 113H93V112ZM197 111V112H196ZM204 113H203V112ZM89 112V113H88ZM155 112V113H154ZM188 112H190V113H188ZM202 112V113H201ZM77 113V114H76ZM143 113H145V114H143ZM207 113V114H206ZM210 113V114H209ZM14 114V113H13ZM72 114V115H73ZM88 114V115H87ZM95 114V115H94ZM156 114H158V115H156ZM17 115V114H16ZM68 115H69V113H68ZM139 115H140V117H142V118H139ZM152 115V116H151ZM185 115V116H184ZM192 115H193V117H192ZM200 115L202 116V118H203V120L204 121H202V118L200 117ZM206 115V116H205ZM14 117L15 116V114H14V116L13 115H11L10 114V117ZM71 116V115H70ZM75 116H72L71 118H73V117H75ZM88 116V117H87ZM91 116V117H90ZM136 116V115H135ZM151 116V117H150ZM116 117V116H115ZM163 117V116H162ZM187 117H189V121H188V118ZM217 117V118H216ZM226 117H227V119H226ZM18 117H16V119H17ZM43 118V117H42ZM133 118H134V120H133ZM156 119V122H155V119ZM159 118H161V117H159ZM173 118H175V117H173ZM201 118V119H200ZM214 118V119H213ZM12 119V118H11ZM15 119V118H14ZM14 119H12V121L14 120ZM78 119V118H77ZM76 119V120H77ZM91 119V120H92ZM136 119V120H135ZM153 119H154V121H153ZM18 120V119H17ZM16 120V122L18 123V122H20L19 120L17 121ZM60 120V119H59ZM90 120V121H91ZM92 120V121H93ZM128 120V121H129ZM182 120V119H181ZM186 120V121H185ZM194 120V121H193ZM196 120V121H195ZM202 121V122H200V121ZM61 121V120H60ZM91 121V122H92ZM253 123H252V122ZM56 122H58L57 121V119H56ZM62 122V121H61ZM61 122H59V124L61 123ZM146 122V123H147ZM199 122H200V124H199ZM203 122H205V124L203 123ZM235 122V123H234ZM14 123H15V121H14ZM54 123V122H53ZM63 124L65 123V122H62ZM196 123V124H195ZM55 124H58V123H55ZM58 124V125H59ZM62 124V125H63ZM203 124V125H202ZM58 125H57V127H56V125L54 126V127H56V128H58ZM61 125V124H60ZM76 125V127H74ZM74 126H73V128H74V131H72V136H73V138L71 137V139H72V142H71V139L69 140L70 142L69 143H71L68 147L70 148H68V149H66V152H67V156L69 157V155H68V152L70 151V152H73V156H72V158L69 160L70 161V166H71V170H72V172H74L76 175H78V177H82L83 178V180H82V178H80V180H82V181H80L81 183L82 182H84V186H81V189L82 190H84L88 195H87V197L85 196V194H84V201H85V203H87L86 201H88V203H89V201H91L92 199H93V201L94 202H96V200L97 199H99V200H97V202H96V204L94 205L93 203V205L91 204L90 205V203L88 204L87 203V205H89V208H100L101 207V205H102V203L103 202H101L100 203V201H102V200H104L105 198H107V199H105L107 202L109 201V199L112 197V196H114V194L112 193V194H109L108 193V190H109V188H114V185H113V183H111L110 181H108L109 180V177H110V175H112V173L110 174L109 172H110V170H107V169H109L108 167H109V163H108V167H107V163H105L106 161H104V160H102L103 158V156L102 155H104L105 154V156H106V153L108 152L107 151V149H103L102 148V146L100 145L99 146V140L100 139H93V140H90V138L91 137H89L90 135H91V132H92V130L93 129H91V128H87V127H82V125H81V123H77V124H75ZM80 125V127H78V126ZM190 125V126H189ZM185 126V127H184ZM188 126H189V129H188ZM196 126V127H195ZM205 126V127H204ZM62 126H60L59 127V129L58 130H60V128H61ZM82 127V128H81ZM169 127V126H168ZM190 127H192V128H190ZM199 129H198V128ZM257 129H255V128ZM62 128H64V126L62 127ZM78 128L80 129L81 128V133L80 134H84L83 136H85L86 134L85 133H88V131L90 132L89 134H87L88 136H87V138H86V136L84 137L85 138V142L83 141L84 139H82V135H80V134H77L78 133ZM209 128V129H208ZM198 129V130H197ZM201 129V130H200ZM55 130V129H54ZM76 130V131H75ZM83 130H84V133H83ZM85 130H86V132H85ZM169 130H171V132L169 131ZM174 130H175V133H174ZM196 130H197V132H196ZM28 131V130H27ZM168 131L170 132V133H173L174 135H177L178 133L176 132V128H169L168 129ZM173 131V132H172ZM181 131V130H180ZM250 131H251V133H250ZM260 132V134H262V136L260 137V141L259 140H257L256 138H254V136H253V134H254V132ZM26 132V131H25ZM57 132H59V131H57ZM76 132V133H75ZM136 132H137V130H136ZM136 132H135V136H136V138H138V139H141L142 138V136H141V134L140 135H137L139 132H142L140 129H138V133L136 134ZM154 131H152L151 133H153ZM192 132V131H191ZM27 133V132H26ZM74 133V134H73ZM203 133V132H202ZM245 133H247V134H245ZM253 133V134H252ZM143 134V133H142ZM244 134L245 135H247V136H249V138H251V139H249V138H247V136H244ZM80 137L81 136V141H83V146H82V143H81V141H77L79 138H78V136ZM165 135V133H161V135H160V137H161V139H164L163 137H165L164 136ZM203 135V134H202ZM253 137H252V136ZM89 137V138H88ZM76 138H78L77 140H76ZM249 139V140H247V139ZM256 139V140H254V139ZM79 139V140H80ZM92 139V138H91ZM253 139V140H252ZM262 139V140H261ZM150 140H152V138L150 139ZM76 141V142H75ZM93 141V142H92ZM248 141H250V142H248ZM252 141H253V143H252ZM87 142V143H86ZM98 142V143H97ZM256 142V143H255ZM258 142V143H257ZM68 143V144H69ZM85 143V144H84ZM89 143V144H88ZM93 143V144H92ZM74 145V146H72L73 148L74 147H76L75 148V153H74V151H72V147H71V145ZM94 144H96V146H97V144H98V146H97V148H98V150L96 149V150H94L95 151V153H97L96 151H98V153L95 155V153H94V151L91 149L92 148V146L94 147ZM257 146V148H256V146ZM78 145H81V146H78ZM88 145H89V149H88ZM96 146H95V148H96ZM84 147V148H83ZM186 147V151H188L189 149H191V148H193L194 147V145H193V143L192 142H189L188 143V145H186L185 146ZM189 147V148H188ZM87 148V149H86ZM172 148V147H171ZM94 149V148H93ZM102 149V153L101 152H99V150H101ZM177 149H179V148H177ZM252 149V150H253ZM74 150V149H73ZM84 150H85V152H84ZM86 150H88L89 152L92 150V153H94V154H92V153H88L87 154V152H86ZM172 150H175V148L173 149L172 148ZM64 151H65V149H64ZM112 151H113V149H112ZM176 151V150H175ZM224 151V152H223ZM66 152H64V153H62L61 152V154L60 155H58V157H60L61 155H63V156H61L60 158H61V160H65V159H63V158H66L67 156H66ZM70 152H69V154H70ZM103 152H104V154H103ZM106 152V153H105ZM114 152V151H113ZM112 153V152H111ZM182 153V152H181ZM262 153V154H261ZM72 154V153H71ZM75 154V155H74ZM85 154V155H84ZM98 154H99V157H101L100 159L106 164V165H104V163H102V161L100 160V159H97L98 157ZM100 154H102V155H100ZM185 154V152H183V155ZM87 155H89V156H87ZM65 156V157H64ZM67 157V158H68ZM74 157V158H73ZM66 158V159H67ZM83 158V159H82ZM105 158V157H104ZM82 160V161H81ZM223 160V161H222ZM256 160V159H255ZM85 162V163H84ZM161 162V163H160ZM159 163L161 164V166H159L158 167V165H159V163L156 165L157 166V168H158V170H161L162 168H163V163L164 162H162V161H160ZM255 162V161H254ZM72 164V165H71ZM164 165H165V163H164ZM220 165V164H219ZM78 168H79V170H78ZM83 168V169H82ZM160 168V169H159ZM105 169H106V171H105ZM81 170H84V171H81ZM217 170H219V168H217ZM224 169H222L221 170V173L219 174V176H215L214 175V177H216L217 179L219 178H221V180H223V179H228L229 178V174H230V172H231V163L229 162L228 164H227V167H226V169L223 171ZM250 170H252V169H250ZM250 170H249V172H248V177H250L251 175H252V171L250 172ZM184 171V170H183ZM200 171L201 172H203V173H201L200 174ZM230 171V172H229ZM79 172H81V173H79ZM106 172H108V173H106ZM157 172H159V171H157ZM155 173L154 174V176L156 177V178H154L155 180V183H156V185L158 184V183H160L161 185H159L158 184V186H155V183H154V181H153V183L154 184H152V186L154 185L155 187H161V189H163L162 191L161 190H157L156 191V193H155V191H153V193H154V196H156V197H154L153 195H151L152 193V190H150L151 192L149 193V195H148V197L151 195V197H152V201H150L151 200V198L149 199L148 198V200H147V202H148V204L150 203L151 204V202H153V201H155V200H162L163 198H164V196H162L161 197V194L159 195V193H164L165 192V195H166V188L163 186V183H165L166 182V179L167 178H163V176H162V178H161V176L159 175V173ZM184 172H187V173H191V175H190V178H189V180L190 181H193L194 182V184L196 183H198L197 184V186L198 187H196L197 189L195 190L196 191V193L198 194V196H199V201H197L198 203H195L196 201H194L193 203H192V206H190L189 207V209L190 210H193L194 209V211H201L202 212V215H203V217H202V223H203V226H204V228H205V230H204V233H203V237L201 236L200 238H199V241H200V243H199V241H198V239L196 240V241H194V242H192V241H187V242H185V244H183L184 243V241H186V240H183V229L182 228H180V226H182L181 224H179V223H181V222H178V221H176V219H170L171 217L170 216H174L175 217V215L176 214H174V213H177L178 211H181L180 210V208H181V206H180V204H183L182 203V201H183V199H185L186 197H184V195H185V193H183V197H182V193L181 192H179V191H182V190H177V195H178V193H180V195H176L175 194V191L173 190V193L175 194V195H171L170 196V194L172 193V191L170 192V191H168L169 193V195H167V196H165V200L164 201H167V202H164V203H162V201H158V202H160V203H158V202H155V203H158L157 205L158 206H156L155 205V203L153 204V205H155V209H154V207L153 206H151V205H149L150 207H152L155 211H153L152 212V214H151V217H152V224H151V222H148V220H147V222L150 224V226H154L155 224H156V220H158L156 217H159V215L160 214H162L163 215V213H161L162 211L163 212H168L169 213V215H168V213H167V215H166V213H164V215L163 216H160L159 217V222L161 221V223L166 219L167 221H171L170 223L168 222L167 223V221H164V222H166V224L165 223H163V225H162V227L160 226L161 225V223H160V225H158V221H157V228L154 226H152V227H150V229H146L147 228V225H148V223L146 222V227H145V222H144V225L140 222V223H138V225H141V226H143V227H141V228H145L146 230H148V231H145V229H139V231H138V235L136 234V236H135V238L136 239H138V240H142L141 242L142 243H146V244H144V246H142L141 247V255H140V257H138V261L139 262H142V258H143V255H145V253H147V252H144V251H146V249H148V248H150V250H151V248L153 249V248H155V246L157 247V246H162V245H164V243H165V241L167 240V237H168V239L170 238L167 234H168V231H169V235L170 236H172L171 238H172V240L171 241H174V240H176L178 243H179V245H178V248H181V249H184L185 250V253H186V255L184 256V257H182L180 260H181V263L180 264H189V263H194V264H206V262H207V264H220V263H222V260H224L225 258H227V257H223V256H220L217 252V249L220 247L219 246V242H220V235L222 234V235H225L226 233H228V231H230L229 229H230V226L229 225H231V222H230V217H228V216H230V214H229V198H228V196L227 197H225V198H227V199H224L225 200V202H224V206H225V208L227 209H225L224 210V214H222V212H221V214H219L220 213V211H219V209L217 208V210H215V211H217L216 213L213 211V205H211L210 206V204H212L213 202H214V200L218 197V195L220 194V192L222 191V190H220L218 187H219V185L217 186V185H215L216 186V188H214L213 187V184H212V186H210V188H206L205 187V183H204V180H205V178L207 177L208 178V180H211V178H209L208 176H207V171H205V170H199L197 173H198V175L197 174H195V171H184ZM229 172V173H228ZM79 173V174H78ZM85 173V174H84ZM124 174H125V171L123 172ZM123 173H121L122 174V176L119 178V184H126V182L129 184V179L130 178H128L127 179V177H129L128 175L127 176H125L126 174H128V171L126 170V174L124 175ZM193 173V174H192ZM80 174H83V175H80ZM107 174H109V175H107ZM157 174V175H156ZM205 174V175H204ZM222 174H223V176H222ZM196 175V177H197V179H195V176ZM228 175V176H227ZM116 176V175H115ZM115 176L113 177V179L115 178ZM125 176V177H124ZM153 176V177H154ZM253 176V175H252ZM87 177V178H86ZM100 177H101V179H103V177H104V179L103 180H101L100 179ZM106 177V178H105ZM194 177V178H193ZM210 177H211V175H210ZM226 177V178H225ZM124 178V179H123ZM160 180H159V179ZM108 179V180H107ZM113 179H111V181L113 180ZM156 179H158V180H156ZM204 179V180H203ZM226 179V180H227ZM100 180V181H99ZM202 180L203 181V185L201 184L202 183V181L200 182V181ZM105 181H107V183L108 182H110L109 184H105L106 182ZM158 183H157V182ZM163 182V181H165V182H163V183H161V182ZM123 182V183H122ZM215 182H216V180L213 182L214 184H215ZM218 182H221V181H218ZM87 183V184H86ZM200 183V184H199ZM127 184V185H128ZM220 184V183H219ZM86 185V186H85ZM201 185H202V187H201ZM79 186V185H78ZM102 186L103 187H105V188H103V189H101L102 188ZM151 186V187H152ZM203 189V191H202V189L200 188V187ZM163 187V188H162ZM74 188V189H73ZM75 185H70L69 186V191L71 192H69V196H71L72 195V191H74L75 190ZM98 188H100V190H98ZM164 189H165V191H164ZM72 190V191H71ZM88 190V191H87ZM200 190H201V192H200ZM218 190V191H217ZM255 190V189H254ZM104 191V192H103ZM107 193H106V192ZM159 191H161V192H159ZM164 191V192H163ZM83 192V191H82ZM82 192H80L79 194H82ZM101 192H103V193H105V194H109V196L108 197H106V196H104L103 197V193H101ZM199 192H200V195L201 194H203V196L201 195H199ZM205 192H207V193H205ZM90 194V195H89ZM97 194V195H96ZM102 195V199L100 200V197H101V195ZM94 195V196H93ZM96 195V196H95ZM99 195V196H98ZM118 195V194H117ZM159 195V196H158ZM221 195V194H220ZM255 195H257L258 197H262L263 198V196H264V190H262L261 188H259V190H258V192L255 194ZM83 196V195H82ZM89 196V197H88ZM172 197V200L171 199H168V200H166V198L167 197ZM174 196V197H173ZM177 196V199H175V197ZM186 196V195H185ZM97 197H99V198H97ZM110 197V198H109ZM160 197V198H159ZM168 197V198H169ZM183 199H182V198ZM63 199H67L66 197H62ZM69 198V197H68ZM79 198H80V196H79ZM82 198V197H81ZM85 198H88L89 200H86ZM153 198H154V200H153ZM155 198H157V199H155ZM162 198V199H161ZM179 198H181V200L179 199ZM130 199V198H129ZM82 200V199H81ZM204 200V201H203ZM210 200V204H208L209 201ZM83 201V200H82ZM83 201V202H84ZM122 201V200H121ZM169 201V202H168ZM170 201L171 202H173V203H175L174 204V206H171L172 208H174V210L173 209H164V210H161L160 208H161V206L162 205H164V204H170V205H173V203H170ZM177 203H176V202ZM180 203H179V202ZM205 203V204H203V202ZM207 203H206V202ZM211 201H213V202H211ZM123 202V201H122ZM228 202V203H227ZM99 203H100V205H99ZM133 202L132 201H130V200H127L126 202H125V200H124V203H123V205H124V207L126 208V210H124V212L125 211H127V210H129V209H127V206L129 205L130 207H133V205H135V201H134V203L132 204ZM188 203V202H187ZM162 204V205H161ZM168 204V205H169ZM127 205V206H126ZM169 205V206H170ZM204 205V206H203ZM97 206H99V207H97ZM129 206H128V208H129ZM184 207L186 206L185 204L183 205ZM182 206V209H184V207ZM202 206H203V208H202ZM121 207V206H120ZM123 206L121 207V210H123V209H125ZM159 207V208H158ZM162 207H165V206H162ZM170 207V208H171ZM197 207V208H196ZM210 207V208H209ZM177 208V211L175 210ZM193 208V209H192ZM205 208V209H204ZM208 208V209H207ZM101 209H103V208H101ZM158 209H160L161 210V212L158 210ZM163 209V208H162ZM185 209H186V207H185ZM183 210V212L185 211L186 212V210ZM203 209V210H202ZM211 210L213 211V212H211ZM252 210H254V209H252ZM98 211V210H97ZM100 211V210H99ZM157 211H159L158 212V214L156 213ZM170 211V212H169ZM218 211H219V213H218ZM226 211H227V213H226ZM103 212L105 213V210H103ZM123 212V213H124ZM174 212V213H173ZM211 212V213H210ZM126 213V212H125ZM124 213V214H125ZM155 213V214H154ZM170 213L172 214V215H170ZM213 213V214H212ZM211 216L210 218H209V215ZM214 214L216 215V216H214ZM219 214V215H218ZM226 214H227V216H226ZM229 214V215H228ZM156 216V217H154L153 218V216ZM168 216V217H165V219H164V216ZM212 215H213V217H212ZM218 215V216H217ZM221 215H224L227 219H225V220H227V222H225L223 219H224V216H222V218L220 217ZM125 216H130V214H125ZM215 217V218H214ZM217 217V218H216ZM219 217H220V219H222V221L224 222V225H223V222H221V220L219 219ZM155 218H156V220H155ZM169 220H168V219ZM164 219V220H163ZM229 219V220H228ZM155 220V221H154ZM218 220H220L219 222H218ZM150 221V220H149ZM228 221H229V223H228ZM154 222H155V224H154ZM176 223V224H175ZM182 223H183V221H182ZM213 223V224H212ZM215 223V224H214ZM225 223H228V224H225ZM164 224H165V226H164ZM167 224H169V225H167ZM173 224V225H172ZM220 224H222V225H220ZM137 225V226H138ZM176 225H179L178 227L176 226ZM213 225V226H212ZM172 226H176V230H175V233H174V231H172ZM211 226H212V228H211ZM215 226H216V231L214 230V228H215ZM219 226V227H218ZM221 226H222V228H221ZM226 227V228H225ZM152 228V229H151ZM155 228V229H154ZM159 228H161L160 230H159ZM165 228V229H164ZM171 228V229H170ZM225 228V229H224ZM167 229V230H166ZM211 229H213V231H215V232H213V234H212V232L210 231ZM180 230H183V231H181L180 232ZM218 230H221V231H218ZM223 230H225V232L223 231ZM141 231H142V233H141ZM153 231V232H152ZM158 231H160V233H157ZM162 231V232H161ZM170 231L173 233V234H175V235H173V234H171L170 233ZM176 231H177V233L179 234H177L176 233ZM223 231V232H222ZM152 232V233H151ZM209 232V233H208ZM219 232H220V234H219ZM207 235H209V236H207ZM230 233V232H229ZM256 233V232H255ZM162 236H161V235ZM219 234V235H218ZM142 235V236H141ZM167 235V236H166ZM177 235H178V237H177ZM221 235V236H222ZM227 235V234H226ZM229 235V234H228ZM145 236V238H142V237H144ZM204 236H205V239H204ZM142 239H141V238ZM155 237V238H154ZM161 237H163V238H161ZM173 237H176V238H173ZM179 237H181V238H179ZM211 237V238H210ZM148 238V239H147ZM170 238V239H171ZM179 238V239H178ZM213 238V239H212ZM154 239V240H153ZM166 239V240H165ZM182 239V240H181ZM201 239H202V241H204L203 243L201 242ZM211 241H210V240ZM145 240V241H144ZM164 241V243L163 244H161V242H163ZM171 243V241L170 240H167V242L165 243L166 244V247L167 248H170V247H174V246H177V242H174L173 243V245H172V243H171V246H170V243ZM209 242V243H207V242ZM189 242V244H187ZM214 242V243H213ZM160 243V244H159ZM168 243H169V245H168ZM177 243V244H176ZM197 243H199V244H197ZM201 243L203 244V245H201ZM176 244V245H175ZM187 244V245H186ZM193 244V245H192ZM195 244V245H194ZM207 246H205V245ZM185 245V246H184ZM197 245V246H196ZM201 245V247H198V246H200ZM209 245H211L210 247H209ZM228 246H230L229 244H227ZM226 245V247H228ZM165 246V245H164ZM181 246V247H180ZM204 246L206 247V248H204ZM198 248V249H196V248ZM225 246H223L222 248H224V250H225V248H226ZM210 248V249H209ZM196 251H195V250ZM201 249V250H200ZM188 250V251H187ZM192 250V251H191ZM198 250V251H197ZM200 250V251H199ZM204 250L205 251H207L206 253H207V255H208V252H210V254H211V256H210V254L207 256V257H209V259H210V257H213V258H211L210 260L205 256L206 255V253L204 252ZM187 251V252H186ZM196 252V253H195ZM200 254H198V253ZM203 252V253H202ZM213 252V253H212ZM166 254V256H164V255H162V257H161V261L165 258V260H163L162 261V264H168V263H170V264H178L177 263V261L179 260V259H177L175 256H172V255H168V253H165ZM190 254H191V256H190ZM197 254V255H196ZM212 254H215V255H212ZM193 255V256H192ZM196 255V256H195ZM216 255H219V256H217L216 257ZM164 256V257H163ZM199 256H201L200 258H199ZM203 256V257H202ZM215 256V257H214ZM257 256V255H256ZM190 257H191V259H190ZM196 257V258H195ZM167 258V259H166ZM199 258V259H198ZM202 258V259H201ZM207 258V259H206ZM214 258H215V260H214ZM218 258V259H217ZM223 258V259H222ZM137 259V258H136ZM171 259V260H170ZM175 259V260H174ZM195 259L198 261V263L197 262H195ZM201 259V260H200ZM254 259V258H253ZM253 259L252 260H250V262H251V264H258L261 260H258V263H256L257 261H255V263L254 262H252L253 261ZM256 259V258H255ZM179 260V261H180ZM193 260V261H192ZM200 260V261H199ZM209 260V261H208ZM214 260V261H213ZM263 260H264V258H263ZM169 261V262H168ZM204 261H205V263H204ZM164 262V263H163ZM200 262H203V263H200ZM216 262V263H215ZM191 263V264H192ZM263 263V261H261L259 264H262ZM264 264V263H263Z\"/></svg>",
    "mask_w": 264,
    "mask_h": 264
}]
</instances>
